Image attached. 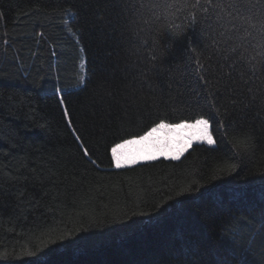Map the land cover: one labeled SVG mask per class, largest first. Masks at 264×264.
<instances>
[{
    "label": "trees",
    "instance_id": "obj_1",
    "mask_svg": "<svg viewBox=\"0 0 264 264\" xmlns=\"http://www.w3.org/2000/svg\"><path fill=\"white\" fill-rule=\"evenodd\" d=\"M201 3L160 24L203 18ZM133 11L121 0H0V264H264L260 49L233 65L222 42L198 71L199 48L161 39L149 61ZM228 12L209 8L205 24L225 31L217 14ZM204 26L192 37L201 47ZM201 116L215 145L114 169L123 139Z\"/></svg>",
    "mask_w": 264,
    "mask_h": 264
},
{
    "label": "snow or ice",
    "instance_id": "obj_2",
    "mask_svg": "<svg viewBox=\"0 0 264 264\" xmlns=\"http://www.w3.org/2000/svg\"><path fill=\"white\" fill-rule=\"evenodd\" d=\"M121 3L125 5V10L134 8L131 17H126V20L132 26L135 34H144L141 37L138 51L150 48L151 51L147 58L149 61L156 59L155 52L159 40H165L168 47H171L174 41L182 43L187 40L188 52L196 53V49H200V52L195 56L199 71L203 67L201 56L209 50H221L218 46L223 42L229 45L232 55L228 56L227 59L232 60L233 65L237 64L238 61L247 59L249 49L255 51L256 48H259L260 51L252 57L256 63L252 64L251 67L256 68L259 65L260 70L264 71V0H226V2H218L215 5H213L212 0H203V4L209 6L204 8L206 15L203 18L198 15L193 16L192 19L180 25L174 22L161 25V15L163 13L171 15L169 10L180 7H202L201 0H195L194 4H190V0H121ZM209 8H226L229 10L227 17L217 14V26L225 28V31L217 32L211 24H205V21L211 19ZM198 24L205 25L200 31V35L203 37L202 47L200 43L194 44L192 39L193 36L197 35ZM229 25L230 27H226ZM192 58L189 56V60ZM200 80L202 83L211 84V81L206 80L204 76H201ZM228 91L231 92L232 89L229 88ZM229 102L233 105L237 103L235 100ZM212 108L217 112L219 111L215 104L212 105ZM65 115L67 116V113ZM212 127L210 119L203 116L192 122L181 121L175 124H167L161 120L143 135H134L133 138L123 139L121 143L112 146L110 149L111 161L119 169L126 165L135 164L140 160H153L157 156L178 160L191 148L194 142H202L209 146L215 145L216 140ZM219 127H225L223 121L219 123ZM237 144L247 147L244 141L238 140ZM84 156H89L87 149L84 150ZM231 168L235 170V165H232ZM25 255L36 256V253L28 252Z\"/></svg>",
    "mask_w": 264,
    "mask_h": 264
},
{
    "label": "rangeland",
    "instance_id": "obj_3",
    "mask_svg": "<svg viewBox=\"0 0 264 264\" xmlns=\"http://www.w3.org/2000/svg\"><path fill=\"white\" fill-rule=\"evenodd\" d=\"M81 71H82V69H81ZM83 77V76H82ZM83 80V78H81V80H80V82H79V84L81 85V81ZM192 122V121H191ZM180 123V122H179ZM167 124H169V123H167ZM131 139V138H130ZM121 143V142H120ZM197 143H199V144H205V143H202V142H194L193 144H197ZM205 145H207V144H205ZM207 146H209V145H207ZM182 157V156H181ZM157 159H166L165 157H163V156H157V158H155V159H153V160H157ZM153 160H140V161H138L137 163H135V164H132V165H126V166H123V167H121V168H128V167H132V166H134V165H138V164H141V163H144V162H147V161H153ZM166 160H172V159H170V158H167ZM113 167H114V169H117L114 165H113ZM121 168H119V169H121Z\"/></svg>",
    "mask_w": 264,
    "mask_h": 264
}]
</instances>
